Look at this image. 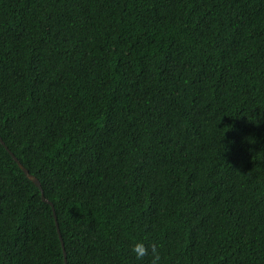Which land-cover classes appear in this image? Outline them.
<instances>
[{"label":"trees","instance_id":"obj_1","mask_svg":"<svg viewBox=\"0 0 264 264\" xmlns=\"http://www.w3.org/2000/svg\"><path fill=\"white\" fill-rule=\"evenodd\" d=\"M0 138V264H264V0H0Z\"/></svg>","mask_w":264,"mask_h":264},{"label":"water","instance_id":"obj_2","mask_svg":"<svg viewBox=\"0 0 264 264\" xmlns=\"http://www.w3.org/2000/svg\"><path fill=\"white\" fill-rule=\"evenodd\" d=\"M0 141H1V143H3L4 144V142L2 141V139L0 138ZM5 147L7 148V146L5 145ZM11 154V153H10ZM12 155V154H11ZM13 156V158H14V160L17 162V164H18V166L20 167V169L24 172V174L26 175V177H28L38 188H39V190H40V193H41V199L43 200V201H45V202H47V203H49L50 205H51V207L53 208V206H52V203H51V201H49L48 199H46L45 198V196H44V193H43V190H42V187H41V185H40V182H39V180L34 176V175H32L31 173H29V171L20 163V161L14 156V155H12ZM54 219H55V217H54ZM56 221V220H55ZM57 225V224H56ZM57 231H58V229H57ZM59 232V231H58ZM59 238H60V235H59ZM61 244H62V242H61ZM63 245V244H62Z\"/></svg>","mask_w":264,"mask_h":264},{"label":"clouds","instance_id":"obj_3","mask_svg":"<svg viewBox=\"0 0 264 264\" xmlns=\"http://www.w3.org/2000/svg\"><path fill=\"white\" fill-rule=\"evenodd\" d=\"M131 252L132 254L137 258H142L143 256H145L147 254V250L144 247V244L142 241H138L137 243H135L132 247H131ZM153 252H155V250L153 249ZM159 259L158 256L153 255L151 264H157V260Z\"/></svg>","mask_w":264,"mask_h":264}]
</instances>
